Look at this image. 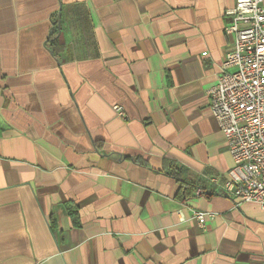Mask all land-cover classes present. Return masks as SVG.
Listing matches in <instances>:
<instances>
[{
    "label": "crops",
    "instance_id": "obj_1",
    "mask_svg": "<svg viewBox=\"0 0 264 264\" xmlns=\"http://www.w3.org/2000/svg\"><path fill=\"white\" fill-rule=\"evenodd\" d=\"M234 3L0 0V264H264L207 95Z\"/></svg>",
    "mask_w": 264,
    "mask_h": 264
},
{
    "label": "built area",
    "instance_id": "obj_2",
    "mask_svg": "<svg viewBox=\"0 0 264 264\" xmlns=\"http://www.w3.org/2000/svg\"><path fill=\"white\" fill-rule=\"evenodd\" d=\"M226 14L232 16L226 31L233 43L207 90L210 111L233 161L218 186L236 205L254 202L264 209V0H235ZM115 110L120 112L117 106ZM207 192L197 188L194 193ZM193 215L203 226L213 214Z\"/></svg>",
    "mask_w": 264,
    "mask_h": 264
},
{
    "label": "trees",
    "instance_id": "obj_3",
    "mask_svg": "<svg viewBox=\"0 0 264 264\" xmlns=\"http://www.w3.org/2000/svg\"><path fill=\"white\" fill-rule=\"evenodd\" d=\"M81 10L80 6H74L72 7L71 10H68L67 13H71V18L73 19V21H79L80 20V14L77 13V10ZM83 18V16H82ZM62 23H63V17H62ZM85 37H83L84 39ZM89 39L88 33H87V41ZM50 49L54 52V53H58L59 51L62 52L64 50L63 48V44L59 43L57 37H54L53 39L50 40ZM168 169H167V173L169 175H171L172 177H174L177 181H179L180 183V193H181V197L182 196H190L197 188H202L205 191H208V193H211L213 191L212 187H210L207 183L206 180L204 179H187V178H181V173L183 171H181V168H178V166L176 164L173 163H169L167 165Z\"/></svg>",
    "mask_w": 264,
    "mask_h": 264
}]
</instances>
